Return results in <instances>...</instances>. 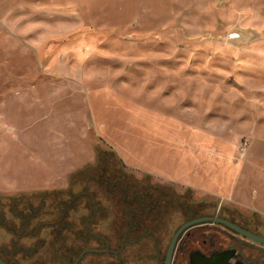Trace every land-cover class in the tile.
Instances as JSON below:
<instances>
[{
	"label": "rangeland",
	"instance_id": "374dc122",
	"mask_svg": "<svg viewBox=\"0 0 264 264\" xmlns=\"http://www.w3.org/2000/svg\"><path fill=\"white\" fill-rule=\"evenodd\" d=\"M118 150L129 161L181 156L189 170L162 183ZM17 175L42 187L0 194L13 255H67L71 242L76 256L120 251L136 197L148 210L118 254L125 264H152L158 251L162 262L184 207L235 210L264 229V0H0V177ZM61 220L73 231L52 253ZM245 251V264H264L263 247Z\"/></svg>",
	"mask_w": 264,
	"mask_h": 264
},
{
	"label": "flooded vegetation",
	"instance_id": "af4514ba",
	"mask_svg": "<svg viewBox=\"0 0 264 264\" xmlns=\"http://www.w3.org/2000/svg\"><path fill=\"white\" fill-rule=\"evenodd\" d=\"M4 196V195H3ZM6 204H0V264H76V260L81 255H73V243L71 242L70 245H67V255H13V252H9L6 246V233H13L17 235V229L11 227V225L6 221ZM146 211L143 208V212ZM214 215H202L190 220L199 218V217H218L221 219H225L220 217L219 212L215 211ZM187 220L186 222L190 221ZM234 225L238 226L239 228L248 231L252 234L258 235L264 238L263 235L253 232L244 227L243 222L236 223L234 221H230L225 219ZM184 222V223H186ZM62 224V226L58 225ZM183 223V224H184ZM55 225V231L52 232L51 240H50V247L52 248V253L54 249H56L58 244V237L60 234H63L62 229L70 230L72 233V223L69 222L66 226L64 225L63 221H56L53 223ZM182 224V225H183ZM29 225L28 223L22 224V231L19 234L20 236H25L27 234L26 227ZM181 225V226H182ZM179 226L178 229L181 227ZM206 226H211L212 228L209 229L208 234L204 235V228ZM214 227V228H213ZM41 227L37 228L34 235H38L39 230ZM177 229V230H178ZM176 230V232H177ZM175 232V233H176ZM226 232V233H225ZM174 233V235H175ZM173 235V237H174ZM146 236H150L153 239L155 251H158V243H157V235L155 232H148ZM144 236V237H146ZM143 237V238H144ZM172 237V239H173ZM172 239L168 245L166 255L161 262V255L158 251L156 255H149L148 259L152 262V264H165L167 255L169 252V248L172 242ZM40 245H43V240L40 242ZM251 246H261L264 248L263 245L253 242L236 232L228 229L222 225L217 223H210V224H203L194 226L192 228L187 229L184 231L179 239L177 240L174 251L172 254V258L170 264H229L228 260L230 257L235 256V262L238 264H245L246 258L243 255H250L245 250L250 248ZM121 250V248H120ZM108 253H114L115 257L118 259V264H125V260L121 259L118 255L120 251L113 252L108 249ZM77 264H84L83 258ZM131 260H138V255L132 256Z\"/></svg>",
	"mask_w": 264,
	"mask_h": 264
},
{
	"label": "crops",
	"instance_id": "0c3cea01",
	"mask_svg": "<svg viewBox=\"0 0 264 264\" xmlns=\"http://www.w3.org/2000/svg\"><path fill=\"white\" fill-rule=\"evenodd\" d=\"M14 121L15 120L11 122L13 125H16ZM15 128L18 131V133L22 134L21 131L19 132V129L17 128V126H15ZM158 147L160 148L159 144H158ZM152 148L154 150L155 148H157V143H155L154 141L152 142ZM42 152L44 151L42 150ZM118 154L121 156L124 164L128 166L129 168H132L139 173H145L147 175H150L162 183L167 182V183H173V184H180V180L182 179L181 176L186 174L187 171L189 170V168L186 166V161H184V159H182L181 156L167 157L166 155H161V154L156 155L154 152H152V155H149V156L147 155L145 159L143 160H141L140 158H137V160L135 161H129L124 157V155L120 152V150H118ZM41 161L45 166L47 165L48 168L51 166L55 167V171H56V166L59 165L58 161L57 163H55V160H53V158L51 160V159H48L47 157L46 160L42 159ZM63 171H62V174L64 175V177L67 176L66 175L67 171H64V172ZM33 177L28 176L24 178L34 179ZM48 177H49L47 178L48 180L55 179V175L53 177H51V175ZM20 178H21L20 175L10 177V181L7 180L9 181L7 182L5 177H0V194L10 195V194H15L20 191H26V190H32V189L34 190V189H39L42 187V186H39V184H33V183L32 184L30 183L28 185H21L20 180L13 181L14 179H20ZM184 184L186 185V183ZM43 186H47V185H43ZM187 186L189 185L187 184Z\"/></svg>",
	"mask_w": 264,
	"mask_h": 264
},
{
	"label": "trees",
	"instance_id": "16d2710c",
	"mask_svg": "<svg viewBox=\"0 0 264 264\" xmlns=\"http://www.w3.org/2000/svg\"><path fill=\"white\" fill-rule=\"evenodd\" d=\"M97 156H98V158H97L98 159L97 160V164L98 165L97 166L101 169V171H103V170L106 171L107 169L109 170V168H107V167L104 166L103 160L101 159L100 155H97ZM86 170H87V168H86ZM88 178H89V180H91L93 182L94 181H98L99 184L109 183V179H107L105 181H101V178L98 179L92 173H89ZM87 197L89 198V201H90L91 205L93 207L97 208V210H98L97 211V214L94 215V217H92V216L89 217V221L92 220V218H94L92 220V222H93L95 220V218H97L99 216V214H100L99 205L97 203V200L95 201V199L93 198V196L92 197L91 196H87ZM135 199L138 200V205H139V207H140L141 210L130 209V210L127 211L128 213H126V217H127L128 223H130V220L132 221V226L130 227V224H128V226L126 228V231H127L129 229V227H130V229L128 231V233H129L128 235L129 236L133 232H135V233L141 232L142 227H140L139 222H140V220L142 218H144V215H145V213L148 210L146 204L143 202V198H141V200H139V197H136ZM143 208H145L147 210L143 212ZM205 209L206 208H202V206H200V209H198V210L195 209V211H194V210H187L186 207H184V210L186 212V219L187 220H190V219L195 218V217H198V216L208 215V214L214 215V213H216L215 212L216 210L214 208H213V211H210V210H207V209L205 210ZM219 215L222 218L228 219L230 221H234L236 223H239L241 221V222H243V225H244L245 228H247V229H249V230H251L253 232H257V233H259V234H261V235L264 236V229L262 228V226L260 224L257 225L255 222H252L250 220V218L244 217L243 215L239 214L235 210H230V209L220 210L219 211ZM148 232H150V230H147L145 232V235L144 236H146L148 234ZM95 236H97V235H95ZM139 236L142 237L143 234L142 233L141 234L139 233V235L137 237L140 238Z\"/></svg>",
	"mask_w": 264,
	"mask_h": 264
},
{
	"label": "water",
	"instance_id": "95a60500",
	"mask_svg": "<svg viewBox=\"0 0 264 264\" xmlns=\"http://www.w3.org/2000/svg\"><path fill=\"white\" fill-rule=\"evenodd\" d=\"M210 223H217L219 225H222L228 229H231L232 231L236 232L237 234L264 246V238H262L258 235L252 234L248 231H245V230L239 228L238 226L234 225L233 223H231L225 219H221L218 217H199V218H196V219H193V220H190V221L184 223L177 230V232L175 233V235L172 239L165 264H170L175 244L184 231H186L187 229L192 228L194 226L203 225V224H210ZM131 226H132V221L130 223V227ZM130 227H129V229H130ZM129 229L125 233L120 252L122 251V249L124 248V244L126 243V239L128 236ZM108 252H109L108 249H104V250L88 249V250H85L80 254L81 256L76 260V264L82 259L83 256H85L87 254H104V253H108Z\"/></svg>",
	"mask_w": 264,
	"mask_h": 264
},
{
	"label": "bare ground",
	"instance_id": "6f19581e",
	"mask_svg": "<svg viewBox=\"0 0 264 264\" xmlns=\"http://www.w3.org/2000/svg\"><path fill=\"white\" fill-rule=\"evenodd\" d=\"M3 167V166H2Z\"/></svg>",
	"mask_w": 264,
	"mask_h": 264
}]
</instances>
